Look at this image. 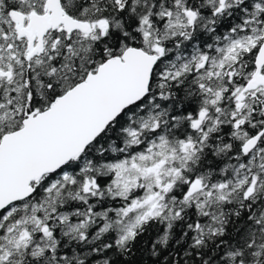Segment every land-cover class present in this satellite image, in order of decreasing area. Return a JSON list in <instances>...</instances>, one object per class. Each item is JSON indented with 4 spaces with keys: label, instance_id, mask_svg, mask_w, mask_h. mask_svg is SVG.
Listing matches in <instances>:
<instances>
[{
    "label": "snow or ice",
    "instance_id": "6c2138e0",
    "mask_svg": "<svg viewBox=\"0 0 264 264\" xmlns=\"http://www.w3.org/2000/svg\"><path fill=\"white\" fill-rule=\"evenodd\" d=\"M0 264H264V0H0Z\"/></svg>",
    "mask_w": 264,
    "mask_h": 264
}]
</instances>
